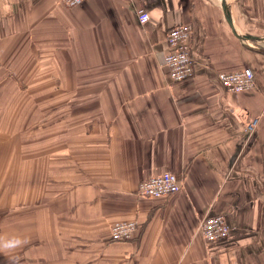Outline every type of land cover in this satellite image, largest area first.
I'll list each match as a JSON object with an SVG mask.
<instances>
[{"label": "crops", "instance_id": "obj_1", "mask_svg": "<svg viewBox=\"0 0 264 264\" xmlns=\"http://www.w3.org/2000/svg\"><path fill=\"white\" fill-rule=\"evenodd\" d=\"M263 22L264 0H0V168L12 69L20 79L32 64L36 87L66 92L49 161L36 147L33 193L0 195V236L28 241L0 264H264V51L248 40L264 41L240 36H264ZM179 24L194 73L173 82L165 37ZM245 67L253 88L228 92L217 74ZM163 170L179 191L137 195ZM208 215L225 217L227 236L204 241ZM132 219L134 238L111 241V224Z\"/></svg>", "mask_w": 264, "mask_h": 264}, {"label": "rangeland", "instance_id": "obj_2", "mask_svg": "<svg viewBox=\"0 0 264 264\" xmlns=\"http://www.w3.org/2000/svg\"><path fill=\"white\" fill-rule=\"evenodd\" d=\"M258 27V26H255ZM264 30V22L261 27ZM260 35H264V32ZM251 45L264 51V42L260 40H248ZM31 62V58L27 59ZM18 68L15 66L11 73V120L10 133L11 144L10 153L6 154L4 167L0 168V195L6 193L10 188L15 193L24 185L28 189V194L34 191V177L36 172V147L43 146L42 160L49 161L52 124L55 128L60 127L57 118L66 113L65 105L66 92L56 89H39L38 85L46 83L36 75V69L31 64L28 65L26 74L18 77ZM37 76V78H36ZM43 79L45 76L42 77ZM21 90H18V88ZM57 103H60L57 105ZM53 114V116H51ZM59 131H62L61 128ZM25 145L27 152L22 155L17 148ZM48 152V153H45ZM40 157L37 158L39 161ZM25 162V163H24ZM2 164V165H3ZM47 171H50L47 169ZM10 179L9 184L6 183ZM4 182V184H3ZM33 196V194H32ZM123 242V241H122Z\"/></svg>", "mask_w": 264, "mask_h": 264}, {"label": "built area", "instance_id": "obj_3", "mask_svg": "<svg viewBox=\"0 0 264 264\" xmlns=\"http://www.w3.org/2000/svg\"><path fill=\"white\" fill-rule=\"evenodd\" d=\"M86 0H60L65 6L73 7L81 5ZM147 15L143 14L140 21L143 23ZM192 29L189 24H179L168 29L165 37L167 52L165 53L163 66L168 70L171 81L180 82L190 78L194 73L193 57L189 38ZM217 77L222 86L228 92L248 91L254 86V77L250 68L240 70L219 72ZM258 124L257 117H250L245 122V130L254 132ZM181 181L178 176L163 170L159 174L143 179L139 182L136 193L141 197L160 198L179 191ZM137 220L115 221L109 229L110 240L115 242L131 240L137 231ZM198 230L206 242L225 237L230 231L223 215H208L202 218L198 224Z\"/></svg>", "mask_w": 264, "mask_h": 264}, {"label": "clouds", "instance_id": "obj_4", "mask_svg": "<svg viewBox=\"0 0 264 264\" xmlns=\"http://www.w3.org/2000/svg\"><path fill=\"white\" fill-rule=\"evenodd\" d=\"M26 243H28L27 239L19 236H12L10 238L0 236V251L14 252L16 249L21 248Z\"/></svg>", "mask_w": 264, "mask_h": 264}, {"label": "water", "instance_id": "obj_5", "mask_svg": "<svg viewBox=\"0 0 264 264\" xmlns=\"http://www.w3.org/2000/svg\"><path fill=\"white\" fill-rule=\"evenodd\" d=\"M227 19H228V17H227ZM228 23H229V25L231 26L229 20H228ZM231 28H232V26H231ZM233 33H235V35L239 36V35L236 33L235 30H233ZM240 36H242V38L261 39V40L264 41V36H257V35H252V34H244V35H240Z\"/></svg>", "mask_w": 264, "mask_h": 264}, {"label": "trees", "instance_id": "obj_6", "mask_svg": "<svg viewBox=\"0 0 264 264\" xmlns=\"http://www.w3.org/2000/svg\"><path fill=\"white\" fill-rule=\"evenodd\" d=\"M263 51V50H262Z\"/></svg>", "mask_w": 264, "mask_h": 264}]
</instances>
